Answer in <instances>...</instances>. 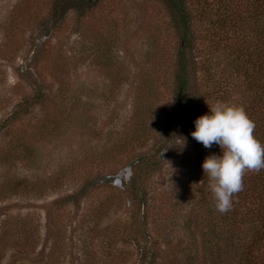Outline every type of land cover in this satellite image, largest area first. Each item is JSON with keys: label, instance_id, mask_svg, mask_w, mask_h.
I'll return each mask as SVG.
<instances>
[{"label": "rangeland", "instance_id": "1", "mask_svg": "<svg viewBox=\"0 0 264 264\" xmlns=\"http://www.w3.org/2000/svg\"><path fill=\"white\" fill-rule=\"evenodd\" d=\"M184 1L198 35L189 92L195 119L215 101L241 106L249 117L254 95L227 57L240 36L231 34L229 51L215 43L220 5L228 14L244 11L247 0ZM54 2L0 0V187L21 182L16 192H0V264H138L128 228L136 208L119 183L131 157L174 143L176 129L165 120L175 111L178 34L159 0H96L52 26ZM34 95L39 104L8 119ZM199 145L201 157L178 149L184 170L180 189L165 197L173 209L156 238L158 264H217L186 227L198 205V164L221 151ZM95 177L89 208L86 197L63 203ZM170 181L167 171L153 177L150 192Z\"/></svg>", "mask_w": 264, "mask_h": 264}, {"label": "trees", "instance_id": "2", "mask_svg": "<svg viewBox=\"0 0 264 264\" xmlns=\"http://www.w3.org/2000/svg\"><path fill=\"white\" fill-rule=\"evenodd\" d=\"M95 1L55 0L50 16L51 25H57L69 10H77L78 5L79 8L84 9L92 6ZM159 1L169 11L179 39L175 54L172 89L175 111L166 118L165 123L176 129L175 136L186 138L187 145L184 147L201 157L199 142L189 135L194 131L193 120L197 115V101L189 97V92L190 76L196 65L194 53L198 35L184 0ZM219 8H222L221 11L224 14L220 12L216 19L218 40L215 43L223 51H229L230 40L233 39L231 34L236 33L237 37L240 36V40L237 39L238 46L232 54L228 53L227 57L230 64L233 63L238 71L245 88L254 95V105L249 113V119L255 125L254 138L264 144V0H247L244 11L236 9L228 14H226V5H220ZM207 19L208 15L205 13L204 20L207 21ZM206 23L208 25L209 21ZM40 98L34 95L18 103L8 119L14 120L22 109L24 111L33 104H39ZM8 119L4 124L9 121ZM138 137L143 138V133ZM167 144L153 145L151 150L131 157L126 165L128 173L121 184L119 183V186L121 185L120 187L126 191L130 204L136 208V220L128 228L129 241L138 249V264H158L157 247L161 242L156 238L161 235L160 226L173 209L165 201V197L171 190L180 189L176 180L182 178L184 170L182 164L185 159L178 148ZM126 151L127 148H123L120 153ZM219 153V150L212 152L217 155ZM201 164L202 162L198 164L196 170L202 176V180L193 193L198 200V205L196 209H190L187 214L186 227L191 236L195 241L198 236L204 252L210 259L215 258L217 264H225V262L264 264V169L245 173L243 189L234 194L232 208L221 214L214 209L211 194L208 191V178L203 175ZM80 170L84 172L82 168ZM164 171H167L171 178L170 183L174 182L167 188L159 190L157 195L151 193V179ZM20 183L19 181L9 182L8 192L19 190ZM98 185L96 177L85 181L76 192L66 196L62 201L75 206L86 197L88 204L84 203L83 206L89 208L91 200L87 198V193L95 190ZM7 189L0 187V192H7ZM212 220H217L215 226L212 225Z\"/></svg>", "mask_w": 264, "mask_h": 264}, {"label": "clouds", "instance_id": "3", "mask_svg": "<svg viewBox=\"0 0 264 264\" xmlns=\"http://www.w3.org/2000/svg\"><path fill=\"white\" fill-rule=\"evenodd\" d=\"M207 106L208 112L193 121L195 130L189 135L205 148L216 144L221 150L205 157L201 168L214 209L224 214L232 208L234 194L243 189L245 173L264 169V144L254 138L255 125L241 106L221 101ZM173 137L170 147L182 150L186 138Z\"/></svg>", "mask_w": 264, "mask_h": 264}]
</instances>
